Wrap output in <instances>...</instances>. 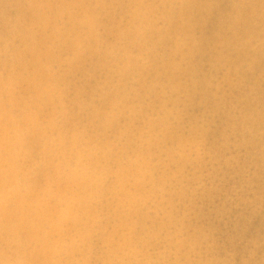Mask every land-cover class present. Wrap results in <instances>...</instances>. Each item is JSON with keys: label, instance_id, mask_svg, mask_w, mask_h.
Segmentation results:
<instances>
[{"label": "clouds", "instance_id": "1", "mask_svg": "<svg viewBox=\"0 0 264 264\" xmlns=\"http://www.w3.org/2000/svg\"><path fill=\"white\" fill-rule=\"evenodd\" d=\"M0 264H264V0H0Z\"/></svg>", "mask_w": 264, "mask_h": 264}]
</instances>
